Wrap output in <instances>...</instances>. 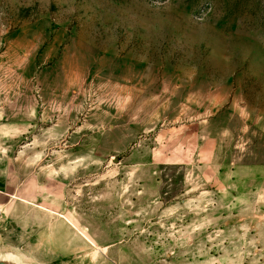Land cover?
I'll list each match as a JSON object with an SVG mask.
<instances>
[{"label": "rangeland", "instance_id": "1", "mask_svg": "<svg viewBox=\"0 0 264 264\" xmlns=\"http://www.w3.org/2000/svg\"><path fill=\"white\" fill-rule=\"evenodd\" d=\"M0 175L2 256L264 264V0H0Z\"/></svg>", "mask_w": 264, "mask_h": 264}, {"label": "crops", "instance_id": "2", "mask_svg": "<svg viewBox=\"0 0 264 264\" xmlns=\"http://www.w3.org/2000/svg\"><path fill=\"white\" fill-rule=\"evenodd\" d=\"M7 186V182L2 181L0 177V212H2L3 210H7L8 206L13 202V200L11 199H14L13 195L8 194Z\"/></svg>", "mask_w": 264, "mask_h": 264}, {"label": "water", "instance_id": "3", "mask_svg": "<svg viewBox=\"0 0 264 264\" xmlns=\"http://www.w3.org/2000/svg\"><path fill=\"white\" fill-rule=\"evenodd\" d=\"M0 264H22L20 261H18L15 258H12L10 256H0Z\"/></svg>", "mask_w": 264, "mask_h": 264}, {"label": "bare ground", "instance_id": "4", "mask_svg": "<svg viewBox=\"0 0 264 264\" xmlns=\"http://www.w3.org/2000/svg\"><path fill=\"white\" fill-rule=\"evenodd\" d=\"M1 256V255H0ZM18 261H20V263H22V264H26V263H24V262H22L21 260H19V259H17Z\"/></svg>", "mask_w": 264, "mask_h": 264}]
</instances>
